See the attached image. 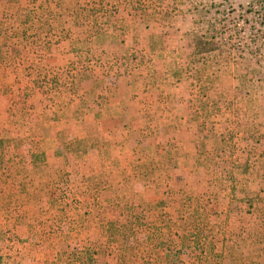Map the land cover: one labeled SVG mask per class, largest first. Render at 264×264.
<instances>
[{"label":"rangeland","instance_id":"obj_1","mask_svg":"<svg viewBox=\"0 0 264 264\" xmlns=\"http://www.w3.org/2000/svg\"><path fill=\"white\" fill-rule=\"evenodd\" d=\"M0 264H264V0H0Z\"/></svg>","mask_w":264,"mask_h":264},{"label":"crops","instance_id":"obj_2","mask_svg":"<svg viewBox=\"0 0 264 264\" xmlns=\"http://www.w3.org/2000/svg\"><path fill=\"white\" fill-rule=\"evenodd\" d=\"M121 85H123L122 82H121ZM121 85H120V86H121ZM138 85H139V83H136V84H135L136 87H134L133 89L136 90ZM125 87H126V89L129 90V88H128L127 86H125ZM118 92H119V91H118ZM130 98H131V97H130ZM129 101H131V102H129ZM113 105L115 106V108H116V107H117V108H119V107H120V108H121V107H122V108H127L128 106H132V105L135 106V103H134L133 100H128V101H127V100L124 99V98H119L116 102L113 101V103L110 104V106H113ZM151 106H152V104L147 103V107H151ZM122 121H123V122H125V121H126V122H132L131 119L128 120V119H126V118H125V119H122V120H120V121H118V122H119V123H122Z\"/></svg>","mask_w":264,"mask_h":264},{"label":"trees","instance_id":"obj_3","mask_svg":"<svg viewBox=\"0 0 264 264\" xmlns=\"http://www.w3.org/2000/svg\"><path fill=\"white\" fill-rule=\"evenodd\" d=\"M36 4V3H35ZM38 12L36 13L35 11H33L32 14H34V16L38 17L40 21H42L43 17H45L46 15H51L50 11H48L45 7L44 4L38 6ZM48 22V21H47ZM48 24V23H47ZM85 262V261H84Z\"/></svg>","mask_w":264,"mask_h":264}]
</instances>
